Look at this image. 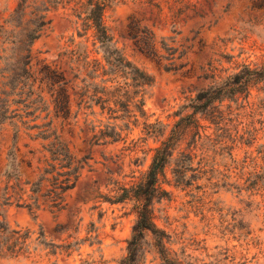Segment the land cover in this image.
<instances>
[{"label":"rangeland","instance_id":"374dc122","mask_svg":"<svg viewBox=\"0 0 264 264\" xmlns=\"http://www.w3.org/2000/svg\"><path fill=\"white\" fill-rule=\"evenodd\" d=\"M16 2L0 0V21ZM181 7L177 35L171 31L167 8L158 17L139 0H116L105 12L114 44L152 78L145 90L151 122L173 124L175 112L198 90L241 63L264 61V0H182ZM50 17L49 29L32 45L34 62L43 59L68 73L58 54L74 33V24L62 8ZM131 19L158 36H175L176 44L186 48L185 66L166 71L141 52L127 33ZM82 121L66 124L62 135L74 155L88 157L89 166L66 192L60 211L33 204L30 188L41 166L42 143L21 134L12 146L11 127L0 132V220L7 226L0 229V264H117L126 255L135 202L117 198L123 187L139 180L151 162L149 148L159 143L141 141V126L125 141L96 142ZM234 153L239 159L243 150ZM226 162L221 156L210 160L205 168L212 165L214 170L189 187L173 185L172 165L161 178L168 194L154 204L156 222L172 234L170 247L185 264H264V194H239L238 169L226 170ZM145 248L144 264H164L151 238Z\"/></svg>","mask_w":264,"mask_h":264},{"label":"trees","instance_id":"16d2710c","mask_svg":"<svg viewBox=\"0 0 264 264\" xmlns=\"http://www.w3.org/2000/svg\"><path fill=\"white\" fill-rule=\"evenodd\" d=\"M0 21V132L11 127L12 146L21 134L42 143L43 158L31 183L33 204L60 211L65 195L88 164L77 157L62 135L66 124L82 119L96 142L125 141L141 126V141L159 143L139 180L123 187L117 201L135 202L136 220L126 255L117 264H144L151 238L164 264H185L170 247L172 234L156 222L154 204L167 195L161 185L171 166L174 186L189 187L214 170L205 168L221 156L237 168L239 194H264V61L241 63L182 104L173 124L149 121L145 90L152 78L128 61L113 42L105 12L116 0H16ZM161 17L168 9L172 32L182 13V0H139ZM62 8L72 18L74 33L59 52L68 73L43 59L35 60L32 45L50 27V13ZM129 38L166 71H178L186 48L175 36H158L131 19ZM80 40H76V39ZM90 44V45H89ZM252 147H254L252 149ZM242 149L238 159L234 153ZM9 154H13L12 150ZM195 164V165H194ZM6 223L0 220V229Z\"/></svg>","mask_w":264,"mask_h":264}]
</instances>
